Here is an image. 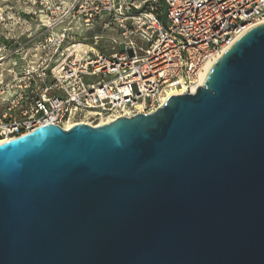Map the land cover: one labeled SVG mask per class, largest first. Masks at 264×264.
<instances>
[{
    "label": "water",
    "instance_id": "water-1",
    "mask_svg": "<svg viewBox=\"0 0 264 264\" xmlns=\"http://www.w3.org/2000/svg\"><path fill=\"white\" fill-rule=\"evenodd\" d=\"M0 264H264V23L153 113L1 144Z\"/></svg>",
    "mask_w": 264,
    "mask_h": 264
},
{
    "label": "built area",
    "instance_id": "built-area-1",
    "mask_svg": "<svg viewBox=\"0 0 264 264\" xmlns=\"http://www.w3.org/2000/svg\"><path fill=\"white\" fill-rule=\"evenodd\" d=\"M157 1L28 0L46 20L15 51L20 73L0 76V142L46 125L67 131L153 113L168 92L200 87L210 66L264 23V0H162V10ZM9 20L0 10V29Z\"/></svg>",
    "mask_w": 264,
    "mask_h": 264
},
{
    "label": "rangeland",
    "instance_id": "rangeland-1",
    "mask_svg": "<svg viewBox=\"0 0 264 264\" xmlns=\"http://www.w3.org/2000/svg\"><path fill=\"white\" fill-rule=\"evenodd\" d=\"M153 7L157 8L158 10H162V0H158L157 3L153 5ZM0 10L5 14L8 13V17L10 19L8 21L7 30L0 29V59L2 58L0 62V76L3 77L4 81H9L10 77L9 75L7 77L6 71L14 69V73H20L21 70V63L20 67L17 64V66L13 68V63L17 62L15 51L19 49L18 45L23 46L27 44V38L29 37V35L31 38L36 35V33L38 34L39 30L43 28L42 24H44L46 20V15L37 14L36 16H32V13L35 10L31 7L28 0H0ZM18 18L23 20V22L21 24L19 23L20 25H15V21ZM4 36L8 37V39L5 40ZM11 37L17 38V41L14 39L10 40ZM34 41H36V38H34L33 41L30 42ZM0 79L2 78L0 77ZM107 120L108 118L103 117L102 119L95 120L92 125L97 126L98 124Z\"/></svg>",
    "mask_w": 264,
    "mask_h": 264
},
{
    "label": "bare ground",
    "instance_id": "bare-ground-1",
    "mask_svg": "<svg viewBox=\"0 0 264 264\" xmlns=\"http://www.w3.org/2000/svg\"><path fill=\"white\" fill-rule=\"evenodd\" d=\"M38 21V20H37ZM2 59V58H1ZM13 60V59H12ZM17 60V59H16ZM0 62H1V60H0ZM15 62V61H14ZM206 76V75H205ZM205 76H204V78H205ZM204 78L202 79V83H201V85L203 84V80H204ZM195 90H196V88H193L192 89V91L190 92V94H193L194 92H195ZM183 93V91L182 90H176V91H173L172 93H167L166 94V96L163 98L164 100H167L168 99V97H170L171 95H173V96H178V95H181ZM107 122H110V119L108 118V120L107 121H105V122H102V123H100V124H98L97 126H94V127H100V126H102L103 124H105V123H107ZM70 127L69 126H65V129H69ZM2 144V142H0V145Z\"/></svg>",
    "mask_w": 264,
    "mask_h": 264
},
{
    "label": "crops",
    "instance_id": "crops-1",
    "mask_svg": "<svg viewBox=\"0 0 264 264\" xmlns=\"http://www.w3.org/2000/svg\"><path fill=\"white\" fill-rule=\"evenodd\" d=\"M63 1L68 2V1H71V0H63Z\"/></svg>",
    "mask_w": 264,
    "mask_h": 264
}]
</instances>
